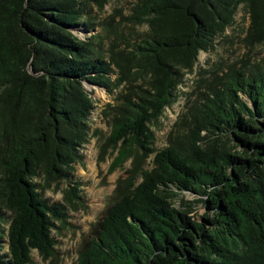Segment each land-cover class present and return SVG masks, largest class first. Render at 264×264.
<instances>
[{
    "label": "trees",
    "instance_id": "1",
    "mask_svg": "<svg viewBox=\"0 0 264 264\" xmlns=\"http://www.w3.org/2000/svg\"><path fill=\"white\" fill-rule=\"evenodd\" d=\"M109 1L0 0V264H31L33 250L56 256L52 231L67 208L42 189L83 158L94 108L84 82L122 87L103 112L111 131L101 153L117 151L112 169L134 161L77 264H264V62L232 69L204 92L167 147H154L150 128L240 5L248 41H264V0H137L106 28L115 35L106 48L100 32H76L93 30V7ZM124 22L149 28L133 40ZM78 188L65 199L73 203ZM183 192L202 203L200 218L175 206Z\"/></svg>",
    "mask_w": 264,
    "mask_h": 264
},
{
    "label": "rangeland",
    "instance_id": "2",
    "mask_svg": "<svg viewBox=\"0 0 264 264\" xmlns=\"http://www.w3.org/2000/svg\"><path fill=\"white\" fill-rule=\"evenodd\" d=\"M137 0H110L102 9L93 7L91 21L95 28L91 31H77L81 38H86L100 32L106 39V48L109 45L107 27L117 26L131 12ZM132 25H130L131 27ZM251 26L250 14L244 4L240 5L235 14V19L226 31L215 38L214 46L209 50H201L192 70L185 71L182 81L174 90L172 103L166 106L164 112L150 123V128L155 134L154 147L161 150L169 145L171 136L182 129L187 131L181 120L186 116L195 102L208 92L220 80L224 79L232 69H245L264 62V41H248ZM133 40L144 36L148 25H137L129 28L126 22L119 27ZM116 75H113L115 78ZM140 84H143L141 81ZM85 88L93 98L94 108L89 117L90 134L88 141L81 147L83 158L74 165V170L68 179H63L59 184H53L47 189H42L43 195L51 203L65 204L68 218L66 222L55 221L56 227L52 234L57 240L56 256L44 259L37 250L32 251L31 264H77L79 250L83 240L91 235L93 225L103 216L104 210L112 200L116 186L120 179L128 176V170L133 167L134 158L124 161L122 165L112 169L117 151L108 147L106 153L101 151L110 134L109 119L104 115L108 103H114V92H109L105 87H99L84 82ZM180 122V123H179ZM179 123V124H178ZM184 128V130H183ZM144 151L140 150V154ZM152 154L147 159H141L143 168H152ZM42 182V179H38ZM77 184L78 197L73 203L65 199V192L71 185ZM197 197L189 192H183L175 198V206L179 209L192 207L194 218H200L205 209Z\"/></svg>",
    "mask_w": 264,
    "mask_h": 264
}]
</instances>
